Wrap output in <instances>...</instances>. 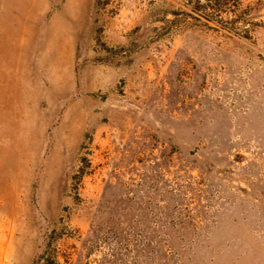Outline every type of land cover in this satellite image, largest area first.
<instances>
[{
    "label": "rangeland",
    "instance_id": "1",
    "mask_svg": "<svg viewBox=\"0 0 264 264\" xmlns=\"http://www.w3.org/2000/svg\"><path fill=\"white\" fill-rule=\"evenodd\" d=\"M0 264H264V0H0Z\"/></svg>",
    "mask_w": 264,
    "mask_h": 264
}]
</instances>
